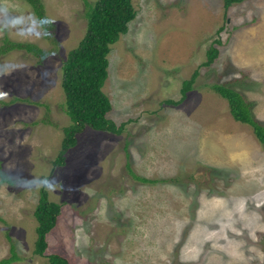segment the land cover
<instances>
[{"label":"rangeland","instance_id":"obj_1","mask_svg":"<svg viewBox=\"0 0 264 264\" xmlns=\"http://www.w3.org/2000/svg\"><path fill=\"white\" fill-rule=\"evenodd\" d=\"M44 2L55 42L43 29L0 30V45L50 52L43 63L24 51L0 57V163L16 180L0 182V260L14 247V264H49L52 254L69 264H264V145L210 87L235 88L264 124V0L229 9L224 0H133L136 19L112 46L103 87L124 131L86 127L62 166L54 161L71 124L62 65L87 21L84 0ZM210 47L219 56L202 66ZM196 70L187 99L168 104ZM127 164L156 182L136 180ZM41 189L62 206L44 257L34 253Z\"/></svg>","mask_w":264,"mask_h":264},{"label":"trees","instance_id":"obj_2","mask_svg":"<svg viewBox=\"0 0 264 264\" xmlns=\"http://www.w3.org/2000/svg\"><path fill=\"white\" fill-rule=\"evenodd\" d=\"M27 4L36 16L47 18L43 25L45 38L55 42L56 25L47 15L44 0H15ZM245 0H224L225 7L229 9L234 4ZM87 21V32L78 46L69 52L67 59L62 65V87L65 94L64 109L70 117L71 124L64 129V140L61 144L59 157L54 165L65 164V156L77 145V134L84 131L86 127L94 130L121 135L124 124L117 125L109 118L112 112V103L103 87L109 77L108 56L122 36L129 31V25L136 19L137 12L133 0H96L89 2L84 0ZM14 51H24L43 63L50 52L45 51L38 45L29 42H16L8 38L3 39L0 45V57ZM219 56V50L210 47L207 51V61L202 66H210ZM199 70H196L189 80H185L181 87V99L178 102L167 101L168 104L179 105L187 99L188 94L193 91ZM235 82V86H236ZM211 89L225 99L230 107V112L235 121L246 124L253 129L255 136L264 145V124L255 118L253 103L232 86L214 84ZM18 101V99H15ZM21 101V100H20ZM1 104V101H0ZM38 105H41L38 103ZM129 172L136 180L143 183H154L156 181L142 178L136 175L130 165L127 164ZM48 178H42L46 182ZM0 182L9 185L15 184L16 180L5 173L0 163ZM62 212V206L52 202L45 189H41L38 204L34 213L37 221V241L35 255L44 257L48 250V235L57 226ZM49 264H69L68 260L59 254L47 256ZM18 253L12 248L9 258L0 260V264H14L20 261Z\"/></svg>","mask_w":264,"mask_h":264},{"label":"clouds","instance_id":"obj_3","mask_svg":"<svg viewBox=\"0 0 264 264\" xmlns=\"http://www.w3.org/2000/svg\"><path fill=\"white\" fill-rule=\"evenodd\" d=\"M47 22V18L38 17L35 13L16 14L6 0H0V30H14L20 37H40L43 25Z\"/></svg>","mask_w":264,"mask_h":264}]
</instances>
